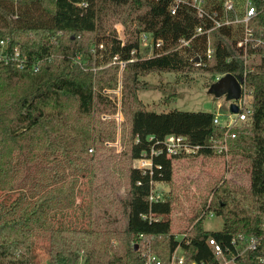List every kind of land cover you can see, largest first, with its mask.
<instances>
[{
    "label": "trees",
    "instance_id": "trees-1",
    "mask_svg": "<svg viewBox=\"0 0 264 264\" xmlns=\"http://www.w3.org/2000/svg\"><path fill=\"white\" fill-rule=\"evenodd\" d=\"M254 2L259 13L252 24L264 35V0ZM168 3L0 0V38H8L27 57L24 69L0 62V264H40L36 237L41 229L48 232V264H143V253L133 244L142 240L141 234L151 240L163 264H169L178 235L184 233L189 263L218 264L206 243L208 237L226 247L239 233L264 235V73L254 70L246 75L254 114L233 128L235 137L229 138L227 154L212 146L225 132L214 122V112H157L139 96L140 76L152 71L186 76L206 71L214 80L217 74L244 73L232 28L211 32L215 62L205 64L208 40L206 35L194 36L201 22L195 10L182 5L172 14ZM116 22L123 27V39ZM209 25L207 21L205 26ZM143 32L163 40L162 52L142 53ZM182 39L191 41L179 47ZM133 49L139 51L133 54ZM120 61H126L124 67ZM36 64L38 70L33 69ZM120 72L119 102L130 119L128 126L123 125L129 144L124 158L130 164L121 165L127 182L126 195L119 199V220L103 223L100 218H112L115 212L71 208L82 178L90 176V195L110 188L115 192L114 180L106 183L97 176L115 156L97 152L116 132V119H103L101 113H117L118 100L102 90L117 88ZM169 134L183 135L200 149L173 157L163 153L154 158L151 173L131 164ZM211 156L224 159L225 173L229 162L243 167L248 180L232 182L223 173L207 194L193 196L192 213L175 232L178 195L151 200L155 184L173 181L175 160ZM210 213L223 218L222 229H205ZM259 248L251 253L249 264H258L264 240Z\"/></svg>",
    "mask_w": 264,
    "mask_h": 264
},
{
    "label": "rangeland",
    "instance_id": "rangeland-1",
    "mask_svg": "<svg viewBox=\"0 0 264 264\" xmlns=\"http://www.w3.org/2000/svg\"><path fill=\"white\" fill-rule=\"evenodd\" d=\"M220 1V0H216ZM242 1V0H239ZM121 23H115L118 25ZM81 57V55H79ZM82 63L85 64L86 59ZM119 86L117 88L105 87L102 90L103 94H110L117 97L118 111L117 113H101L102 118H114L117 121L116 132L114 138L108 140L104 149L97 152V154L104 153L105 156H115L114 160L106 167L100 170L102 182L110 183L114 180V191L112 188L107 189L104 193L109 194L107 197L104 193L96 192L90 195L89 186L90 176L82 178L78 182L74 194V206L71 210H86L93 209L94 212L103 209L114 211L115 215L112 218H100V222H118L119 220V199L126 195V177L122 173L121 165H129L130 161L125 156L128 144L127 134L123 135V125L128 126L130 119L122 112L120 100L122 97V74L119 73ZM141 87L139 96L147 104L149 110L162 112L169 110H189L212 111L217 114L221 122H226L234 117V112L231 111V101L226 100L225 96L218 97L209 92L210 85L214 82L211 73L206 71L189 73V75L168 72V71H152L140 76ZM249 99V98H248ZM248 103V102H247ZM220 104V105H219ZM98 115V114H97ZM122 124V125H121ZM135 161H131L134 164ZM227 172H224V159L219 156L211 157H192L182 158L174 161V177L172 182H158L155 184V190L161 192L164 197L178 195L177 206L173 212L174 231L178 232L182 229V225H186L185 217H189L192 213V206H195L193 196H200L207 194L211 187L224 173L232 182L244 183L247 179V172L243 167H234L231 163H227ZM243 165V164H242ZM244 166V165H243ZM96 176V177H97ZM96 178L93 181V188L96 185ZM94 192V190H93ZM57 218V216H56ZM68 220V219H67ZM223 218L216 213H210L204 220V227L209 231H216L223 228ZM181 236L180 234L178 235ZM133 243L139 244L141 251L146 249V241H135ZM151 244V240H150ZM48 246L49 238L48 232L40 230L36 237V250L40 259V264H48Z\"/></svg>",
    "mask_w": 264,
    "mask_h": 264
},
{
    "label": "built area",
    "instance_id": "built-area-1",
    "mask_svg": "<svg viewBox=\"0 0 264 264\" xmlns=\"http://www.w3.org/2000/svg\"><path fill=\"white\" fill-rule=\"evenodd\" d=\"M156 2H163L164 0H155ZM168 10L172 14H176L182 5L192 7L199 20L200 24L196 28L194 36L206 35L207 47L204 53L205 64H213L215 62L216 49L212 44L210 34L213 30L218 28H232L234 34V50L235 54L242 57L244 60V73L239 76L242 79L241 87L242 93L239 99L234 100L238 105V112L235 116L221 122L219 116L216 114L214 122L221 124L225 128L224 136L221 139L213 140V148L219 153L227 154L229 152V138L235 137L233 128L240 124L247 122L254 114L252 107V94L246 91L245 79L250 71L259 70L264 73V35L262 32H257L255 26L252 24L253 20L258 15V6L254 0H168ZM264 7V2H263ZM210 22L209 26H205L206 22ZM117 32L121 39H123V27L116 25ZM193 36V37H194ZM140 50L144 55H155V52H162L163 40H155L152 34L143 32L140 34ZM192 39V38H191ZM191 39L181 40L179 47L187 45ZM124 42V41H123ZM103 45H101L102 47ZM178 47V48H179ZM139 50L133 49L132 53L136 54ZM201 59L196 60V65L201 64ZM0 62L5 64H13L17 68L24 69L27 66V57L22 55L18 46H12L8 38H0ZM121 67H124L126 61L119 62ZM38 70L36 64L33 68ZM225 74H217L214 81H217ZM238 77V76H237ZM249 98V99H248ZM248 102V103H247ZM220 105V104H219ZM152 139V137H151ZM200 149V145H194L189 140L178 134L167 135L158 146H152L149 152H144L141 157L135 160L134 165L142 169L144 172H152L155 157L166 154L169 157L180 154H193ZM151 200L165 199L161 192L153 190L150 195ZM145 217V216H144ZM264 230V220L262 222ZM178 236L179 243L175 247L169 264H203V262L192 261L188 262L187 249L183 244V240L187 238L188 234H180ZM142 241H147L146 249L142 251L144 257L143 264H163L161 258L152 250L150 239L141 234ZM264 235L239 233L231 238V244L224 247L214 236L207 238L206 243L210 246L215 259L218 264H249L250 255L252 252L260 249L259 246L263 244ZM137 248L139 244L133 243ZM83 264V261H81ZM258 264H264V254L258 256Z\"/></svg>",
    "mask_w": 264,
    "mask_h": 264
},
{
    "label": "water",
    "instance_id": "water-1",
    "mask_svg": "<svg viewBox=\"0 0 264 264\" xmlns=\"http://www.w3.org/2000/svg\"><path fill=\"white\" fill-rule=\"evenodd\" d=\"M242 79L232 73H226L217 81H214L209 88V92L218 97L225 96L226 100L231 101L230 109L236 113L239 110L238 105L234 102L240 98L242 93L241 87Z\"/></svg>",
    "mask_w": 264,
    "mask_h": 264
}]
</instances>
